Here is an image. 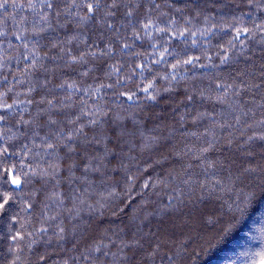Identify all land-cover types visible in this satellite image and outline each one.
Segmentation results:
<instances>
[{
    "label": "trees",
    "instance_id": "1",
    "mask_svg": "<svg viewBox=\"0 0 264 264\" xmlns=\"http://www.w3.org/2000/svg\"><path fill=\"white\" fill-rule=\"evenodd\" d=\"M52 2L0 8V264H260L264 0Z\"/></svg>",
    "mask_w": 264,
    "mask_h": 264
},
{
    "label": "snow or ice",
    "instance_id": "2",
    "mask_svg": "<svg viewBox=\"0 0 264 264\" xmlns=\"http://www.w3.org/2000/svg\"><path fill=\"white\" fill-rule=\"evenodd\" d=\"M83 6L86 8V12L87 13H93L95 14V12L97 11V9L100 8V0H82ZM249 3H253V0H249ZM9 4V0H2V2H0V8H5L7 7ZM72 4L73 7H77L78 5L76 4V0H72ZM46 6L49 9H53V15H58L59 13L56 12L55 9V5L52 2V0H46ZM116 0H112V7H116ZM261 8H264V5H260ZM108 15H114V13L111 11V8L108 9L107 11ZM90 17H82V19H88ZM45 19H47V17H45ZM145 27H148L147 25ZM258 28H260V25H257ZM262 31H264V28L261 29ZM158 31H165L167 32V29H158ZM249 29L248 28H237L236 30V37H234V39H239L242 35H247L249 33ZM184 32H180V33H172L173 37H178V36H184ZM0 35H2V33H0ZM201 35H203V33H201ZM124 47H129V45L125 44ZM167 51V49L165 50ZM171 54V53H170ZM163 59V53H161L160 56V60ZM160 60L155 61L156 64L160 63ZM199 58H188V59H183L178 61V64H182V65H192L193 67L196 66L195 61H198ZM228 61V57L226 56L221 63H226ZM178 64H173L171 67L173 69V74L175 73V69L177 68ZM201 67H205V65H201ZM138 68L141 69V71H145V70H151L150 67L146 68L145 64H140L138 65ZM261 75H264V72L261 73ZM165 80L170 79V76H164L163 77ZM264 83V82H262ZM218 88H226V87H230L229 85H217ZM255 87L259 88L261 87L260 84L255 85ZM146 94H147V99L152 100V101H157L158 98V94L157 95H153L152 93L155 92V88L153 84H148L147 87L142 89ZM201 98L203 99L204 96L201 93L200 94ZM128 99L131 100L133 99V96L129 95ZM193 96L192 95H187L185 97V101H193ZM0 107H6V108H11L12 105H0ZM3 117H0V120H2ZM27 123V122H26ZM261 123H264V121H261ZM2 135V134H0ZM69 139H71V137H69ZM255 139H259V140H264V134H261L259 136L253 135L248 137V141H252ZM49 147H53V145H49ZM212 148H214L213 144H209L207 148L203 149L204 152H208L210 151ZM68 150L71 151H75L74 148H72L71 145H68ZM24 151H27V145L24 146ZM14 154V153H13ZM10 155L8 152L7 147H3L0 146V163H2V161L4 159H7ZM72 167H75V165H71L68 169L69 172H71ZM255 169H246V171H254ZM55 171V169H54ZM21 174H23L24 176H27L28 173L27 172H22L18 171L16 168L14 167H0V214H2L3 212H6L8 210V206L10 205L11 202L15 201L16 197L13 194L12 191L10 190H4L3 186L4 185H11V186H15L16 188H19L23 181L20 178ZM33 175L37 176V177H41V174L39 173H33ZM145 188L149 187L148 184L144 185ZM264 194V187L260 188L259 191H252L249 194V198H255L258 195H262ZM28 207H31V204L28 205ZM97 211H99V209H97ZM115 211V210H114ZM237 212L240 213V215H243L244 209L242 207H240L239 205L237 206L236 209ZM233 222H237L238 223V217L236 216L235 213H233L232 217H231ZM46 229H41V232H46ZM61 231H63V229H61ZM229 231H231V229H229ZM17 238L23 239L22 236H19V234H17L16 236H13L12 239L16 240ZM61 239H63V237H61ZM134 244H139V241H134L133 244H125V247L131 248L133 247ZM104 249V245H103V241H101L94 249H92V251H95L97 253H103L104 255H107L106 252L103 251ZM65 264H67V262H65ZM260 264H264V256H262L261 260H260Z\"/></svg>",
    "mask_w": 264,
    "mask_h": 264
}]
</instances>
